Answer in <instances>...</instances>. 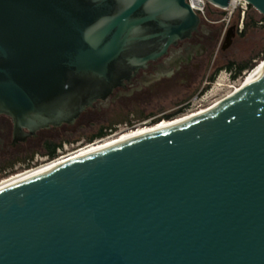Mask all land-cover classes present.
<instances>
[{"label": "water", "instance_id": "95a60500", "mask_svg": "<svg viewBox=\"0 0 264 264\" xmlns=\"http://www.w3.org/2000/svg\"><path fill=\"white\" fill-rule=\"evenodd\" d=\"M201 24L186 0H0V115L72 127ZM0 264H264V70L204 114L1 190Z\"/></svg>", "mask_w": 264, "mask_h": 264}, {"label": "rangeland", "instance_id": "374dc122", "mask_svg": "<svg viewBox=\"0 0 264 264\" xmlns=\"http://www.w3.org/2000/svg\"><path fill=\"white\" fill-rule=\"evenodd\" d=\"M248 15L254 16L255 20L260 22L257 26H253L252 22L248 20L251 26L241 35L245 27L241 12H237L232 17L229 27L225 30L226 25L221 20L226 16V12L211 6L210 18L217 23L216 26L221 27V36L213 51L209 67L197 80L187 85L180 79L170 87L158 88L155 92L142 98L117 104L99 114H87L74 126L61 128L54 138L58 143L63 142V147L58 150L57 158L76 153L80 149L100 143L119 133L153 126L155 119L160 118L163 121L164 115L171 114L180 108L184 109L181 114L165 121L176 120L231 97L235 89H240L243 84L248 83L252 74L259 67L253 69L259 64H261L260 66L264 64V22H261L263 18L254 9L249 10ZM232 27H235V36L232 38L231 44L224 49V34ZM230 61L251 63L254 65L253 71L248 70L243 73L242 77L233 79L230 71L222 69L211 83L210 76L217 69L225 67ZM187 102L188 105H184ZM142 115L147 118H142ZM110 126H113L111 127L112 131L109 129ZM102 127L108 128V136L89 143L88 138L98 133ZM35 157L38 159V164L32 165V167L50 160L41 151Z\"/></svg>", "mask_w": 264, "mask_h": 264}, {"label": "flooded vegetation", "instance_id": "af4514ba", "mask_svg": "<svg viewBox=\"0 0 264 264\" xmlns=\"http://www.w3.org/2000/svg\"><path fill=\"white\" fill-rule=\"evenodd\" d=\"M216 25V22L211 24L202 22L191 37L171 46L167 54L157 61L150 62L147 69L139 71L130 83H126L125 87L116 89L107 102H97L94 108L84 112L79 120L87 114H99L117 104L142 98L158 88L170 87L180 79L187 85L197 80L209 67L213 51L221 36V27ZM230 29L224 34V45L231 33ZM184 105H188V102ZM178 110L183 112L184 109ZM65 126L67 125L40 129L34 133L27 128L18 131L13 119L1 114L0 181L8 180L30 169L32 165L38 164L35 156L39 151L44 154L51 145L58 144L54 138Z\"/></svg>", "mask_w": 264, "mask_h": 264}, {"label": "bare ground", "instance_id": "6f19581e", "mask_svg": "<svg viewBox=\"0 0 264 264\" xmlns=\"http://www.w3.org/2000/svg\"><path fill=\"white\" fill-rule=\"evenodd\" d=\"M263 70H264V64L262 66H260L252 74V76L248 80V83L251 82L257 76H259V74ZM239 90L240 89H235L233 94L236 93ZM229 98H227L225 100H222V101L218 102L217 104H214V105H212V106H210V107H208L206 109L200 110L198 112L191 113L189 115H186L184 117L178 118L176 120H172V121H165L164 120V121H161V122H159V123H157V124H155L153 126H150V127H141V128L135 129V130L119 133V134H117V135H115L113 137H110V138H108V139H106V140H104V141H102L100 143L92 144V145L87 146V147H85L83 149H80L79 151H76V153L74 152L71 155L69 154L68 156L61 157L59 159H56V160L52 161L51 163L43 165V166H41V167H39L37 169L29 171V172H27L25 174H22V175L18 176V177H14L13 179L6 180V181H4L3 183L0 184V191L6 189L7 187H9L11 185H13L14 183L18 182L19 180H25V179L36 177V176L42 174L45 171H48L50 169H53V168H56L58 166L64 165L66 163L72 162V161L77 160V159H79L81 157H84V156H86V155H88L90 153H93V152H96V151H99V150H103V149L118 145V144H120L122 142H125L127 140L133 139L135 137H139V136H142V135H145V134H149V133H151L153 131L160 130V129H163V128H167V127L175 125V124H177L179 122H182V121L188 120L190 118H194L196 116L204 114L205 112H207L211 108H214V107L219 106L220 104L224 103Z\"/></svg>", "mask_w": 264, "mask_h": 264}, {"label": "trees", "instance_id": "16d2710c", "mask_svg": "<svg viewBox=\"0 0 264 264\" xmlns=\"http://www.w3.org/2000/svg\"><path fill=\"white\" fill-rule=\"evenodd\" d=\"M251 9H252V7L248 6V11ZM248 11L246 12L247 18L244 19L245 27H244L241 35H243L247 31L249 26H251V25L257 26L260 22V21L255 20L254 16L248 15ZM248 20H250L252 22L251 25L249 24ZM261 22H264V19ZM260 65L261 64H259L257 67L254 68V65L251 63H244V62L241 63V62L230 61L225 67L217 69L216 72L212 76H210L209 79H210V82L212 83L215 80L217 73L222 69L230 71L233 79H238L239 77H242L243 73H245L246 71L252 70L253 68H254L253 70H255L258 67H260ZM181 112H182L181 110H178V111H175L171 114L164 115L162 119H163V121L164 120H171L174 117H176L177 115L181 114ZM141 117L147 118V116H145V115H142ZM161 121L162 120L160 118H157L154 120L153 123L157 124ZM113 126H115V125H113ZM113 126H110V128H109L110 131H112L111 127H113ZM107 129H108L107 127H102L98 133L92 135L90 138H88L87 141H89V143H93V142H95L96 139H103V138L107 137L108 136V132H107L108 130ZM62 147H63V142L58 143V144H53L47 149L48 151L45 152L44 155L46 157H48V159H50V160H55L58 157V150Z\"/></svg>", "mask_w": 264, "mask_h": 264}, {"label": "built area", "instance_id": "2783aa9c", "mask_svg": "<svg viewBox=\"0 0 264 264\" xmlns=\"http://www.w3.org/2000/svg\"><path fill=\"white\" fill-rule=\"evenodd\" d=\"M186 1L190 5L192 10L199 16L201 22L208 23V24L214 23V21H212L210 18V7H211V5L208 4L206 2V0H186ZM212 7H214V6H212ZM214 8H216V7H214ZM223 11L226 12V16L221 20V22L225 23V25H226L225 30H226L230 25L232 17L237 12H241V15L243 16V20H244L246 12L248 11V5L244 0H230L228 8L223 10ZM59 158H61V157H59ZM59 158H57V159H59ZM52 161H54V160H49V161L44 162L42 164H39L38 166H35V167L33 166L30 169H28V170H26L20 174L12 176L8 180L13 179L14 177H18V176L25 174L29 171H32L34 169H37V168H39L43 165H46L48 163H51ZM4 181H6V180L0 181V184L3 183Z\"/></svg>", "mask_w": 264, "mask_h": 264}]
</instances>
